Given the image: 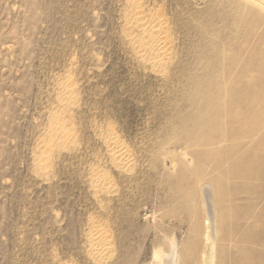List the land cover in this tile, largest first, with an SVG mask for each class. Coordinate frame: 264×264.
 Here are the masks:
<instances>
[{
  "label": "rangeland",
  "instance_id": "rangeland-1",
  "mask_svg": "<svg viewBox=\"0 0 264 264\" xmlns=\"http://www.w3.org/2000/svg\"><path fill=\"white\" fill-rule=\"evenodd\" d=\"M211 252L264 264V0H0V264Z\"/></svg>",
  "mask_w": 264,
  "mask_h": 264
},
{
  "label": "bare ground",
  "instance_id": "bare-ground-1",
  "mask_svg": "<svg viewBox=\"0 0 264 264\" xmlns=\"http://www.w3.org/2000/svg\"><path fill=\"white\" fill-rule=\"evenodd\" d=\"M155 20V19H154ZM159 21V20H158ZM158 21H153V23H150L148 26H145L144 27V25H143V31L146 29H150V34L152 35V34H154V33H152L151 31H153L154 32V30H152V29H155L157 26H159V22ZM147 25V24H146ZM145 28V29H144ZM161 28V27H160ZM158 29V27L156 28V30ZM145 30V31H146ZM155 30V32H158V31H156ZM142 31V32H143ZM141 32V33H142ZM147 32V31H146ZM161 32V31H160ZM149 33V32H148ZM144 34V33H143ZM162 34L163 33H161V35L159 34V35H157V36H152L151 37V39H150V41H149V45H150V47L154 50V52H156V55H155V57H153V59L151 58V60L152 61H162V55L165 53V54H167L165 51H166V49H167V40H166V37H164L165 35L163 34V36H162ZM148 37V36H147ZM150 38V37H149ZM148 40V39H147ZM138 42V41H137ZM145 42V41H144ZM147 42V41H146ZM143 43V42H142ZM139 44H140V42H139ZM146 44V43H145ZM144 44V45H145ZM143 45V46H144ZM148 45V46H149ZM146 46V45H145ZM149 48V47H148ZM165 54L163 55V56H165ZM154 55V54H153ZM161 57V58H160ZM166 57V56H165ZM163 59H164V57H163ZM150 61V60H149ZM164 61V60H163ZM153 63V62H152ZM159 63V62H158ZM158 63H156V64H158ZM162 63V62H161ZM160 63V64H161ZM155 64V63H154ZM112 143V145H111V147H110V153H111V156H112V158L113 159H115V160H117L119 163H121V164H125V163H127V165H128V161H129V157H128V153L126 152V150H125V148L123 147V146H121V145H119L116 141H113V142H111ZM129 158V159H128ZM125 167V166H124ZM93 181V180H92ZM94 183H95V186H94V188H96V189H101V188H103V187H108V179H105V178H103L102 176L101 177H99V176H95L94 177ZM111 185V184H110ZM106 189V188H105ZM107 190V189H106ZM109 190V189H108ZM92 228H94V226H92ZM94 232L92 233V236L90 237V244H88L89 246H90V251H91V254L92 255H94V257H100L101 255L103 256V254L105 253V252H108V250H110V243H109V241L106 239V237H105V235H104V233L103 232H101V230L100 229H97V227H96V229L94 228ZM90 235H91V233H89ZM208 234V233H207ZM211 234V233H210ZM212 236V235H211ZM207 238H206V241H207V239L209 240L210 239V236H206ZM213 243V242H212ZM208 245V244H207ZM210 245V244H209ZM89 249V248H88ZM208 250H210L209 248H208ZM207 250V251H208ZM89 251V250H88ZM174 251V250H173ZM175 252V251H174ZM161 253V252H160ZM173 252H171V254H172ZM174 254V253H173ZM176 254V253H175ZM175 254L174 255H172V259H173V257H176L175 256ZM157 255V254H156ZM93 257V256H92ZM107 258V257H106ZM169 260H171V259H169ZM175 262V261H174ZM102 263V262H101ZM167 264V263H166ZM168 264H171L170 263V261L168 262ZM204 264H213V260H212V252L211 253H205V257H204Z\"/></svg>",
  "mask_w": 264,
  "mask_h": 264
}]
</instances>
